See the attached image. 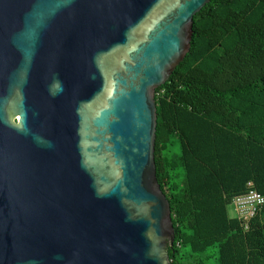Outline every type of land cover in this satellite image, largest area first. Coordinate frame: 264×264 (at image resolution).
<instances>
[{
  "label": "water",
  "instance_id": "95a60500",
  "mask_svg": "<svg viewBox=\"0 0 264 264\" xmlns=\"http://www.w3.org/2000/svg\"><path fill=\"white\" fill-rule=\"evenodd\" d=\"M211 0H0V264H173L155 92Z\"/></svg>",
  "mask_w": 264,
  "mask_h": 264
},
{
  "label": "trees",
  "instance_id": "16d2710c",
  "mask_svg": "<svg viewBox=\"0 0 264 264\" xmlns=\"http://www.w3.org/2000/svg\"><path fill=\"white\" fill-rule=\"evenodd\" d=\"M156 89V176L175 231L173 264H264V205L230 216L251 182L264 195V0H211L191 49Z\"/></svg>",
  "mask_w": 264,
  "mask_h": 264
},
{
  "label": "built area",
  "instance_id": "2783aa9c",
  "mask_svg": "<svg viewBox=\"0 0 264 264\" xmlns=\"http://www.w3.org/2000/svg\"><path fill=\"white\" fill-rule=\"evenodd\" d=\"M249 191L234 198L232 204L237 216L242 220L246 227L248 221L255 216L259 209L264 205V195L259 193L251 182L248 183Z\"/></svg>",
  "mask_w": 264,
  "mask_h": 264
},
{
  "label": "rangeland",
  "instance_id": "374dc122",
  "mask_svg": "<svg viewBox=\"0 0 264 264\" xmlns=\"http://www.w3.org/2000/svg\"><path fill=\"white\" fill-rule=\"evenodd\" d=\"M228 210H229L230 216H232V217L237 216V213L234 210V206H229V209Z\"/></svg>",
  "mask_w": 264,
  "mask_h": 264
},
{
  "label": "crops",
  "instance_id": "0c3cea01",
  "mask_svg": "<svg viewBox=\"0 0 264 264\" xmlns=\"http://www.w3.org/2000/svg\"><path fill=\"white\" fill-rule=\"evenodd\" d=\"M234 210H235V208H234ZM236 211V210H235Z\"/></svg>",
  "mask_w": 264,
  "mask_h": 264
}]
</instances>
